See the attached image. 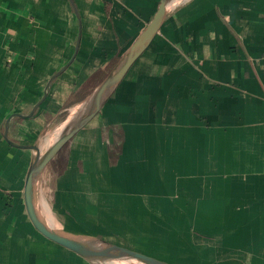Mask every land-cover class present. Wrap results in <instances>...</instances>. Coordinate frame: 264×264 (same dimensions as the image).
<instances>
[{
  "label": "crops",
  "instance_id": "0c3cea01",
  "mask_svg": "<svg viewBox=\"0 0 264 264\" xmlns=\"http://www.w3.org/2000/svg\"><path fill=\"white\" fill-rule=\"evenodd\" d=\"M159 2L0 0V264H55L24 229L29 147L54 139ZM109 95L68 150L73 173L96 184L94 160L116 205L183 207L175 231L185 245L205 238L223 264H264V0H169ZM92 137L99 153L83 158ZM198 207H222V217L193 216Z\"/></svg>",
  "mask_w": 264,
  "mask_h": 264
},
{
  "label": "rangeland",
  "instance_id": "374dc122",
  "mask_svg": "<svg viewBox=\"0 0 264 264\" xmlns=\"http://www.w3.org/2000/svg\"><path fill=\"white\" fill-rule=\"evenodd\" d=\"M109 94L110 92L105 100L109 98ZM88 100L65 113L63 125L54 128L56 134L53 140L46 142L43 139L39 142L42 154L82 114ZM89 132L92 136L93 131ZM93 140L94 137L82 141L84 148L88 150L83 153V158L99 153L97 148V151L95 150ZM37 154L34 151L32 160ZM73 155L70 156L69 151L61 153L50 168L35 181L32 189V201L37 219L48 233L60 239L74 242L78 249L101 250L115 246L142 253H146V249H150L154 254L171 256L184 264H223L222 255L212 253V250L207 248L211 242L205 238L198 242L194 238L193 247H188L187 244L185 245V239L181 240L176 234L175 230L179 226L181 218H186L185 214L181 216L176 212L185 208L149 207L146 210V207L137 205H116L117 201L114 198L118 196H114L112 193L118 194L119 192L116 189L111 190L114 183L105 180V174L103 176L98 174L99 169L93 166L94 160L87 163L91 164V171L97 172L98 182L96 184L93 183L94 176L74 174V170L77 169L74 168L73 163L72 168L70 166ZM104 167L103 171L105 172L106 168ZM107 177L111 178V176H106V179ZM126 198L134 199L128 196ZM106 203L109 204L105 205ZM189 209L193 216L214 214L216 217H222V207H215L213 213L209 212L206 207ZM147 215L148 218H146ZM148 230L156 240L150 241L151 246L146 247V243H149L146 239L149 234ZM195 232L194 225H192L187 235L194 233V236H197ZM198 233H202L201 228ZM159 238L162 239L159 240ZM35 245L37 246V244ZM60 246L64 247V245ZM53 260L55 264L71 263L61 261L57 257ZM112 263L117 264V262ZM118 263L132 264L133 262L119 261Z\"/></svg>",
  "mask_w": 264,
  "mask_h": 264
},
{
  "label": "water",
  "instance_id": "95a60500",
  "mask_svg": "<svg viewBox=\"0 0 264 264\" xmlns=\"http://www.w3.org/2000/svg\"><path fill=\"white\" fill-rule=\"evenodd\" d=\"M168 1L169 0H160L155 14L142 34L124 57L118 62L116 67L102 80L85 105L82 114L69 126V130L66 134L63 135L64 132H62L59 135L54 142L55 145L52 149L45 155L40 152V149L37 146L29 147L38 153V157L33 160L23 182L22 200L24 226L35 243L59 259L75 264H106L109 262L118 263L119 261H132L140 264H184V262L176 260L171 256L142 253L115 246L101 250L78 249L74 242L60 239L45 230L37 219L32 201V189L35 181L50 168V166L59 158L61 153H65L69 150L76 138L97 115L108 93L111 92V90L123 79L134 62L147 49L158 32ZM36 107L37 106L34 107L29 115H32ZM10 144L17 148H25V146ZM52 242L64 245L65 248L72 251L65 252L60 250L56 248Z\"/></svg>",
  "mask_w": 264,
  "mask_h": 264
},
{
  "label": "bare ground",
  "instance_id": "6f19581e",
  "mask_svg": "<svg viewBox=\"0 0 264 264\" xmlns=\"http://www.w3.org/2000/svg\"><path fill=\"white\" fill-rule=\"evenodd\" d=\"M69 130V127L64 131V133H63V135L64 134H66V132ZM55 145V143L53 144V145H51L43 154H47L51 149H52V147ZM37 157H38V154L37 155H35V157H34V160L35 159H37ZM70 250V249H69ZM72 251V250H71ZM133 263H137V262H133ZM132 263V264H133ZM106 264H113L112 262H109V263H106ZM117 264H123V263H117ZM137 264H140V263H137Z\"/></svg>",
  "mask_w": 264,
  "mask_h": 264
}]
</instances>
